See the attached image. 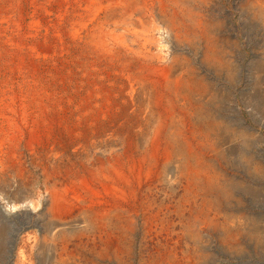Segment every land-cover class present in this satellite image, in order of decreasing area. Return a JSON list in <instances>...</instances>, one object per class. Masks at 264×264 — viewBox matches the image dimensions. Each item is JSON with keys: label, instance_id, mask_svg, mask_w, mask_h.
Returning a JSON list of instances; mask_svg holds the SVG:
<instances>
[{"label": "bare ground", "instance_id": "1", "mask_svg": "<svg viewBox=\"0 0 264 264\" xmlns=\"http://www.w3.org/2000/svg\"><path fill=\"white\" fill-rule=\"evenodd\" d=\"M30 3L46 67L0 93V264H264V0Z\"/></svg>", "mask_w": 264, "mask_h": 264}, {"label": "rangeland", "instance_id": "2", "mask_svg": "<svg viewBox=\"0 0 264 264\" xmlns=\"http://www.w3.org/2000/svg\"><path fill=\"white\" fill-rule=\"evenodd\" d=\"M30 9V0H14V2L13 0H0V93L5 92L3 95L7 98L26 92L28 86L33 85V83H40L44 79L46 64L43 58L40 60L41 63L37 62L36 65L29 64L26 58L29 54L28 48L32 45L28 38L29 30L27 27L28 18L31 14ZM46 20L45 27L48 31L43 30L35 38L33 45L36 46L38 53L44 54L45 50L49 51L45 53L51 55L50 70L53 76H57L63 73L62 68L65 61L57 54L58 48L53 34L54 19L47 18ZM23 55L25 56L24 59Z\"/></svg>", "mask_w": 264, "mask_h": 264}]
</instances>
